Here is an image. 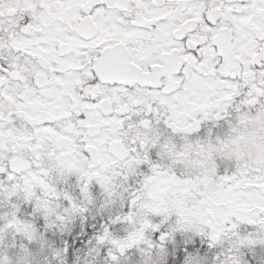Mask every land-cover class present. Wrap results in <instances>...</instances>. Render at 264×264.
Masks as SVG:
<instances>
[{
  "label": "snow or ice",
  "instance_id": "snow-or-ice-1",
  "mask_svg": "<svg viewBox=\"0 0 264 264\" xmlns=\"http://www.w3.org/2000/svg\"><path fill=\"white\" fill-rule=\"evenodd\" d=\"M0 264H264V0H0Z\"/></svg>",
  "mask_w": 264,
  "mask_h": 264
}]
</instances>
